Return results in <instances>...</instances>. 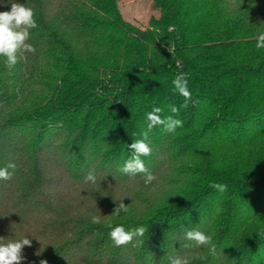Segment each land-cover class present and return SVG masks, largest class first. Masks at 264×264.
Here are the masks:
<instances>
[{"label": "trees", "instance_id": "1", "mask_svg": "<svg viewBox=\"0 0 264 264\" xmlns=\"http://www.w3.org/2000/svg\"><path fill=\"white\" fill-rule=\"evenodd\" d=\"M119 1L0 0V12L32 8L38 24L35 53L11 69L0 57V168L16 165L0 181V242L31 241L21 264H264V0H151L145 28ZM154 106L183 126L149 134L142 159L156 179L145 186L119 169ZM133 181L141 193L114 214L105 190ZM160 186L163 197L144 193ZM117 225L148 228L143 243L115 246ZM193 228L212 236L216 257L183 238Z\"/></svg>", "mask_w": 264, "mask_h": 264}, {"label": "clouds", "instance_id": "2", "mask_svg": "<svg viewBox=\"0 0 264 264\" xmlns=\"http://www.w3.org/2000/svg\"><path fill=\"white\" fill-rule=\"evenodd\" d=\"M34 16L35 12L32 8L26 7L22 3L15 2L11 3L10 11L0 12V57L6 58V67L9 69L13 68L21 59L18 53L22 51L35 53V48L27 43L30 39V30L38 27ZM255 46L257 49H264V33H261L257 37ZM172 85L174 91L184 97L185 103L183 106L187 107L188 102L192 98L188 88L187 74L178 73L172 80ZM162 112V108L154 106L151 111L147 113L146 130L141 132L140 139L133 140V142L128 145L132 155L119 169L121 173L130 177L143 174L145 186L150 185L156 179V176L146 167L142 159V157H148L152 154L149 134L156 126H162L168 133H174L178 127L183 126L182 120L176 119L172 115L162 117ZM170 112L178 115L179 109L175 106H170ZM15 168L16 165L12 162L0 168V181L10 180ZM85 182H91L92 184L97 182L94 170L88 172L85 176ZM209 186L219 192L227 191V185L225 184L210 182ZM121 212H128V206L122 202V199L113 213L119 215ZM92 222L98 224L100 223V218L94 216ZM147 231L148 228L144 226L126 230L123 225H117L112 227L109 236L117 247L133 244L134 240L136 243L133 244V246L137 247L143 243L141 238L144 237ZM261 235H264V233H261ZM183 238L194 242L196 247L207 246L210 256L216 257L218 255L217 245L213 243L212 236L198 229L193 228L185 230ZM2 239L3 238H0V240ZM24 246H31V241L27 238H23L6 243L0 242V264H21V261L24 259L22 255ZM39 264H47V261L40 260ZM170 264H190V261L186 257L177 256L170 258Z\"/></svg>", "mask_w": 264, "mask_h": 264}, {"label": "rangeland", "instance_id": "3", "mask_svg": "<svg viewBox=\"0 0 264 264\" xmlns=\"http://www.w3.org/2000/svg\"><path fill=\"white\" fill-rule=\"evenodd\" d=\"M150 4L151 0H120L118 3V8L124 19L140 28H145L147 26L149 15L151 14ZM138 187L140 188V184L138 183L137 185V182L133 181L130 184L124 185L122 187H119L117 185L115 186V188L110 187L106 189L104 193L107 192L105 196L109 195L112 198V202H115L116 205H118L122 199L123 203L131 207L129 203H126L125 199H127V197L131 195L130 190H137V192H139L140 194L141 192L139 191ZM160 187L161 188L152 189V191H149V193H144L151 198L152 196L158 195L160 197H163V195L167 194V192L162 188V186ZM129 199H132V197H130ZM129 209L130 208H128V210Z\"/></svg>", "mask_w": 264, "mask_h": 264}]
</instances>
